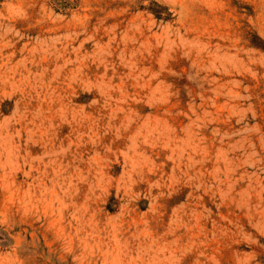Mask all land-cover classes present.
I'll use <instances>...</instances> for the list:
<instances>
[{
    "label": "rangeland",
    "instance_id": "1",
    "mask_svg": "<svg viewBox=\"0 0 264 264\" xmlns=\"http://www.w3.org/2000/svg\"><path fill=\"white\" fill-rule=\"evenodd\" d=\"M0 264H264V0H0Z\"/></svg>",
    "mask_w": 264,
    "mask_h": 264
}]
</instances>
